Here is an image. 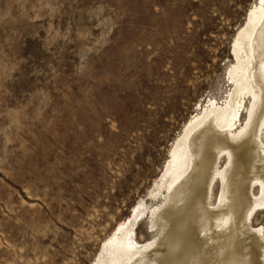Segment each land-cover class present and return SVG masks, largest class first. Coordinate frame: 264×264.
<instances>
[{
  "label": "rangeland",
  "instance_id": "374dc122",
  "mask_svg": "<svg viewBox=\"0 0 264 264\" xmlns=\"http://www.w3.org/2000/svg\"><path fill=\"white\" fill-rule=\"evenodd\" d=\"M256 2L0 0V264H95L134 206L162 203L149 193L185 124L229 95Z\"/></svg>",
  "mask_w": 264,
  "mask_h": 264
},
{
  "label": "bare ground",
  "instance_id": "6f19581e",
  "mask_svg": "<svg viewBox=\"0 0 264 264\" xmlns=\"http://www.w3.org/2000/svg\"><path fill=\"white\" fill-rule=\"evenodd\" d=\"M231 54L229 95L185 124L149 193L162 203L134 206L95 264H264V229L248 227L264 212V0L249 9ZM140 218L149 219L146 243Z\"/></svg>",
  "mask_w": 264,
  "mask_h": 264
}]
</instances>
